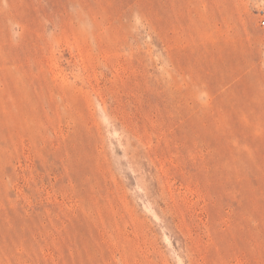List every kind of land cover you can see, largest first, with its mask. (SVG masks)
Listing matches in <instances>:
<instances>
[{
	"label": "rangeland",
	"instance_id": "obj_1",
	"mask_svg": "<svg viewBox=\"0 0 264 264\" xmlns=\"http://www.w3.org/2000/svg\"><path fill=\"white\" fill-rule=\"evenodd\" d=\"M264 0H0V264H264Z\"/></svg>",
	"mask_w": 264,
	"mask_h": 264
},
{
	"label": "built area",
	"instance_id": "obj_2",
	"mask_svg": "<svg viewBox=\"0 0 264 264\" xmlns=\"http://www.w3.org/2000/svg\"><path fill=\"white\" fill-rule=\"evenodd\" d=\"M261 24L264 25V21H261Z\"/></svg>",
	"mask_w": 264,
	"mask_h": 264
}]
</instances>
